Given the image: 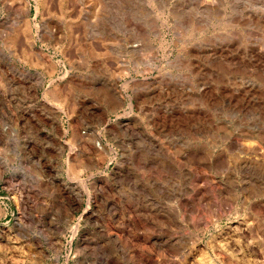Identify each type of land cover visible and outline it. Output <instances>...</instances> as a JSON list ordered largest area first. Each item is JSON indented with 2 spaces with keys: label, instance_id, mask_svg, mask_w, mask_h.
<instances>
[{
  "label": "rangeland",
  "instance_id": "374dc122",
  "mask_svg": "<svg viewBox=\"0 0 264 264\" xmlns=\"http://www.w3.org/2000/svg\"><path fill=\"white\" fill-rule=\"evenodd\" d=\"M0 264H264V0H0Z\"/></svg>",
  "mask_w": 264,
  "mask_h": 264
},
{
  "label": "bare ground",
  "instance_id": "6f19581e",
  "mask_svg": "<svg viewBox=\"0 0 264 264\" xmlns=\"http://www.w3.org/2000/svg\"><path fill=\"white\" fill-rule=\"evenodd\" d=\"M258 148V147H257Z\"/></svg>",
  "mask_w": 264,
  "mask_h": 264
}]
</instances>
